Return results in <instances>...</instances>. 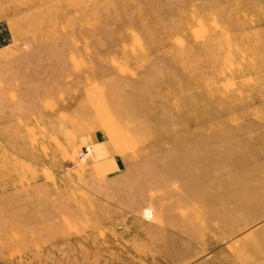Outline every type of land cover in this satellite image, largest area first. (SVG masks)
<instances>
[{
    "label": "rangeland",
    "instance_id": "374dc122",
    "mask_svg": "<svg viewBox=\"0 0 264 264\" xmlns=\"http://www.w3.org/2000/svg\"><path fill=\"white\" fill-rule=\"evenodd\" d=\"M0 264H264V0H0Z\"/></svg>",
    "mask_w": 264,
    "mask_h": 264
},
{
    "label": "crops",
    "instance_id": "0c3cea01",
    "mask_svg": "<svg viewBox=\"0 0 264 264\" xmlns=\"http://www.w3.org/2000/svg\"><path fill=\"white\" fill-rule=\"evenodd\" d=\"M94 146V153L95 154H97L98 156H100L99 155V152H100V154L102 155V151H100L101 150V148H99L98 147V145L97 144H95V142H94V140L93 141H90ZM90 142H88V143H90ZM101 157V156H100ZM100 161L98 162V164H97V170H99L100 171V173H104V172H107L108 170H110V171H115L116 169H117V163H116V160H113V159H105V158H103V160H101V159H99ZM107 169V171H104V170H106Z\"/></svg>",
    "mask_w": 264,
    "mask_h": 264
},
{
    "label": "bare ground",
    "instance_id": "6f19581e",
    "mask_svg": "<svg viewBox=\"0 0 264 264\" xmlns=\"http://www.w3.org/2000/svg\"><path fill=\"white\" fill-rule=\"evenodd\" d=\"M143 215L145 218H151L152 217V212L149 210H144Z\"/></svg>",
    "mask_w": 264,
    "mask_h": 264
}]
</instances>
